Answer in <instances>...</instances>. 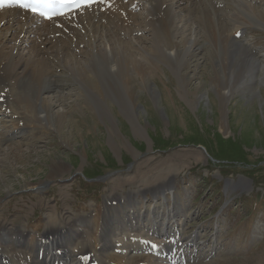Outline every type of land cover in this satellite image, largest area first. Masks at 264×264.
<instances>
[{
  "label": "rangeland",
  "instance_id": "rangeland-1",
  "mask_svg": "<svg viewBox=\"0 0 264 264\" xmlns=\"http://www.w3.org/2000/svg\"><path fill=\"white\" fill-rule=\"evenodd\" d=\"M128 7L146 17L142 1ZM250 19L226 49L231 55L236 41L257 59V68L249 83L235 81L230 90L217 50L221 41L197 40L193 32L183 33L186 38L178 32L172 45H160L154 55L145 23L128 38H117L122 50L128 46L146 63L140 74L130 70L122 85L114 76L110 38L85 37L63 50L60 34L49 33L44 43L39 29L29 31L16 59L27 62L38 50L60 82L54 90L39 91L40 101L54 103L51 125L40 118L36 97H23L17 86L10 87L12 109L0 114V264H36L38 249L46 246L42 237L58 228V240L68 249L85 243L101 264H173L166 254L150 251L151 243L158 250L168 246L169 238L157 235L167 224L182 234V243H194L186 260L172 259L176 264H264V22ZM24 31L14 41L7 34L6 46L18 45ZM196 42L201 43L193 50ZM115 43V52L121 51ZM177 44L183 58L175 64ZM66 51L84 63L85 76L77 72L78 63L70 66L62 57ZM195 129L203 137L218 134L240 142L244 158L218 160L201 143L155 145ZM110 163L115 167L107 171ZM9 229L23 233L21 245L4 239Z\"/></svg>",
  "mask_w": 264,
  "mask_h": 264
},
{
  "label": "bare ground",
  "instance_id": "bare-ground-1",
  "mask_svg": "<svg viewBox=\"0 0 264 264\" xmlns=\"http://www.w3.org/2000/svg\"><path fill=\"white\" fill-rule=\"evenodd\" d=\"M138 1H142L146 7L147 13L145 18H142L140 14L134 13V11L130 10L128 7L131 3H138ZM249 1L128 0V5H126L124 3L125 0H106L105 5H100L101 3H99L95 8L91 7L92 9H84L82 11L83 13L75 12L49 21H43L44 24L42 26L39 24L38 19L29 16V14L20 9L2 10L0 12V25L4 22V32L0 33V114L4 115L6 111L12 109V103L8 100V98L12 96L10 87L14 90L17 86L22 90L23 97H28L30 95L36 97L35 103L38 106V113L43 121L48 124L50 123L51 125L54 120V116L50 110L54 103L46 102L45 99L40 101V98L38 97L40 90H54L57 86V82H60L54 79V75L49 69L51 66L50 60L48 61L45 58L40 59L37 55V53H39L38 50L37 53L33 54H31V50V55L27 62H25L22 57H19L18 60L16 59L18 56L17 54L19 53L18 48L21 49L26 44V34L34 29H39L38 33L44 35V43L50 41V39H48L49 33L60 34L62 38H58L57 42L63 50L65 48H68L67 50H69L71 46L77 47L82 43L85 37L93 39L104 37L110 38L111 41H108L110 44L109 49L116 65L114 76L122 83V85L128 83V72L130 70L136 74H140L146 63L143 61L142 63L140 59L137 61V59L130 54L131 51L129 52L128 49L130 48L128 46L127 50H122L121 45L123 44V41L118 40L117 38H128L132 32L138 30V27L145 23V26L151 27L150 30L152 38H154V46L149 51L154 55L155 53H159L158 48L160 45H172L171 38H176L178 32L182 33L183 36L181 38H186L184 37L186 31L193 32V38H196L197 40L202 37L213 42L217 40L221 41L220 44L218 43L217 50L221 52L220 66L226 79V86L229 90L231 89L232 84L236 83L235 81H237V83L239 82L241 85L245 81L249 83V78L257 68V59L248 54L244 48H239L238 45H236V41L233 43L237 49H234V52L231 55L228 53L229 50L226 49L227 40L235 38L234 35H236L238 31L249 27V22L252 21L250 18H257L259 21L264 22V7L259 6L264 5V0ZM255 3H258V6ZM183 4L186 5L182 6ZM187 4L189 5L187 6ZM99 6H102L103 9ZM184 11H186L185 14H183ZM179 16H181V18L183 16L184 19H179ZM65 17L66 19L64 21L63 18ZM190 20L191 22L188 23L187 21ZM178 21H182L180 26H178ZM9 22H13L11 27L8 26ZM45 23L47 25H45ZM56 23L59 24L57 25ZM24 27L25 31L19 38V44L15 45V47L11 46L8 48L6 46L9 38L7 34H11L12 41H14L15 38L19 37L18 35ZM15 31L17 32L15 33ZM100 31L102 32L101 35ZM201 31L203 35L201 34ZM67 34L71 35L67 37ZM139 38H146V36H140ZM89 41H91V39ZM112 42L120 44L119 47H121V51L115 52L114 44H112ZM196 43L193 50L195 47H199L201 42ZM124 44H126V42ZM95 48H98L97 45ZM98 51L100 53V59H102L101 62L103 64L107 63L108 57L103 51L101 52L100 48H98ZM226 53L229 55L227 56ZM173 54L176 57L174 63H179V60L183 58V52L180 51L178 44L174 45ZM61 55L62 57H67L66 61H68L67 63H69L70 66L71 64L78 63V65H76L77 72L80 75H86V70L83 68L84 63L76 57H73L69 51L63 52ZM139 55L140 58H143L142 54ZM26 59H28V57ZM22 65L23 67L21 71H18L16 69L17 66ZM148 65L150 66V64H147V66ZM85 81L87 83L90 82L88 76H86ZM16 129H22V127L17 125ZM2 141L3 137H0V144ZM173 214L174 212L170 211L167 215L172 219ZM166 227L165 229L164 227H160V229L157 230V235L169 238V243H167L168 246L161 250H158L157 247L155 253L157 255L166 254L169 258L171 257L178 261L186 260L184 257L194 249L192 247V244L194 245L193 240L188 239L186 242L182 243V240L180 239L182 234L178 232L177 229H169L170 226H168V224ZM60 232L61 229L58 228L57 230L47 231L45 233L42 239L46 242V246L44 249H38L41 250V252L34 257L35 261L33 262H36V264H101L90 254L85 243H78L75 249H68L66 244L58 240L57 236ZM4 237L6 241L9 240L10 242H13L12 240H14L17 245H21V240L24 238L21 231L12 229L11 231L10 229L7 230L4 233ZM44 242H41L40 244H45ZM180 244L184 245H181L180 247ZM122 245L123 243H118L116 246L122 247ZM1 249L4 248L2 247ZM14 255L17 256L18 254L14 253ZM68 258L70 260L75 259V262L65 263ZM172 259H170V261L176 262ZM21 264H23V262ZM148 264H150V262H148Z\"/></svg>",
  "mask_w": 264,
  "mask_h": 264
},
{
  "label": "trees",
  "instance_id": "trees-1",
  "mask_svg": "<svg viewBox=\"0 0 264 264\" xmlns=\"http://www.w3.org/2000/svg\"><path fill=\"white\" fill-rule=\"evenodd\" d=\"M206 137V138H205ZM205 137L202 136V133L195 129V131H190V134L184 135L181 139L173 140H164L161 142H155L156 147L159 149H164L169 147V145H176L177 142H186V143H201L202 145L208 148V151L217 158L218 160H231L238 159L243 157L245 152H243L242 144L235 140L223 139L218 134L206 133ZM110 166L104 167L107 171L114 168L115 164L110 163Z\"/></svg>",
  "mask_w": 264,
  "mask_h": 264
},
{
  "label": "snow or ice",
  "instance_id": "snow-or-ice-1",
  "mask_svg": "<svg viewBox=\"0 0 264 264\" xmlns=\"http://www.w3.org/2000/svg\"><path fill=\"white\" fill-rule=\"evenodd\" d=\"M65 3L75 4L77 7L79 6H88L96 0H64ZM6 4H16L20 7L31 8L32 11H36V7L29 2V0H0V5Z\"/></svg>",
  "mask_w": 264,
  "mask_h": 264
}]
</instances>
